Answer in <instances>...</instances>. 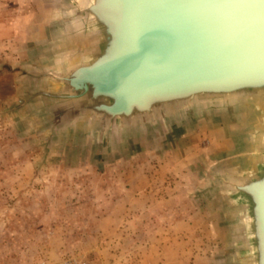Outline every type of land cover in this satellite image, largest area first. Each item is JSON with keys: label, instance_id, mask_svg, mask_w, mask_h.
I'll return each instance as SVG.
<instances>
[{"label": "rangeland", "instance_id": "374dc122", "mask_svg": "<svg viewBox=\"0 0 264 264\" xmlns=\"http://www.w3.org/2000/svg\"><path fill=\"white\" fill-rule=\"evenodd\" d=\"M76 3L0 0L10 30L0 31V264H240L235 203L217 179L241 169L217 166L203 137L190 136L207 114L217 121L253 105L194 106L132 128H101L86 117L53 124L40 93L58 85L46 81L36 102L20 103L29 97L16 95L20 81L7 59L14 26L23 24L17 39L26 48L46 24L52 42L69 43L60 54L72 57Z\"/></svg>", "mask_w": 264, "mask_h": 264}, {"label": "water", "instance_id": "95a60500", "mask_svg": "<svg viewBox=\"0 0 264 264\" xmlns=\"http://www.w3.org/2000/svg\"><path fill=\"white\" fill-rule=\"evenodd\" d=\"M73 8L78 49L69 66L36 74L58 85L40 93L53 124L86 117L111 128L131 124L133 113L153 120L195 103L253 105L251 162L217 180L235 203L240 264H264V0H77Z\"/></svg>", "mask_w": 264, "mask_h": 264}, {"label": "crops", "instance_id": "0c3cea01", "mask_svg": "<svg viewBox=\"0 0 264 264\" xmlns=\"http://www.w3.org/2000/svg\"><path fill=\"white\" fill-rule=\"evenodd\" d=\"M57 21L60 27V22ZM23 30L22 23L14 26L15 38L9 45L14 46H10V48H15V52L13 56L7 59L10 61L9 65L15 67V73L11 74V79L20 81L16 95L18 93L27 94L29 98H26V101H20V103L24 102L23 106H29L33 104V98L39 94L40 81H46V86L50 83L56 85L49 78L39 77L36 74L40 72L53 74L62 72L69 66L71 62L69 59L72 57L69 50L63 56L60 54L62 49H69V43L67 40L60 41L58 44L52 42L51 38L54 37V32H51L53 29L48 28L46 24L42 27L43 35L40 40L29 43L30 45L26 48L22 43L23 41L17 39V33H22ZM0 31L3 34L10 33L7 25L3 22H0ZM72 46L74 48L73 44ZM40 50L42 54L39 53ZM34 54L39 55L38 58L33 57ZM15 86L13 85V87ZM256 125L254 110L250 107L240 108L237 112L230 110L225 115L219 114L217 121L212 118V114H207L199 122L196 135L193 134L190 137L193 140L196 136L203 137L207 149L206 154L210 156V159L217 162V166L231 165V169L243 171L251 162Z\"/></svg>", "mask_w": 264, "mask_h": 264}, {"label": "built area", "instance_id": "2783aa9c", "mask_svg": "<svg viewBox=\"0 0 264 264\" xmlns=\"http://www.w3.org/2000/svg\"><path fill=\"white\" fill-rule=\"evenodd\" d=\"M56 264H98L85 258H66Z\"/></svg>", "mask_w": 264, "mask_h": 264}, {"label": "bare ground", "instance_id": "6f19581e", "mask_svg": "<svg viewBox=\"0 0 264 264\" xmlns=\"http://www.w3.org/2000/svg\"><path fill=\"white\" fill-rule=\"evenodd\" d=\"M74 7V6H73ZM69 13V15H70V11L68 12ZM72 13V12H71ZM75 29V27L73 28V30ZM55 39V38H54ZM52 44V43H51ZM59 48V47H58ZM56 85H57V83H56ZM34 92V91H33ZM195 101H197V100H195ZM181 104V103H180ZM197 103H195V105H196ZM194 105V106H195ZM199 105V104H198ZM170 106H172V107H174V106H179V103H172V104H170ZM197 106V105H196ZM171 107V108H172ZM169 110V109H168ZM171 110H175V109H171ZM135 114L136 113H133L131 116H132V118L130 119V120H133L132 121V123L131 124H129V125H122V126H126L125 128H132V127H134V125L136 124V125H139V124H141L142 122H145V121H141V120H139V119H137V117L135 116ZM149 121H151V119H149ZM220 170V169H219ZM208 191V190H207ZM225 200V199H224ZM227 205V204H226Z\"/></svg>", "mask_w": 264, "mask_h": 264}]
</instances>
